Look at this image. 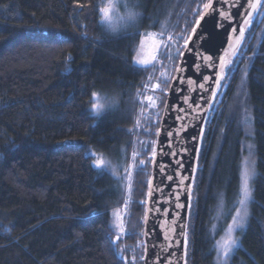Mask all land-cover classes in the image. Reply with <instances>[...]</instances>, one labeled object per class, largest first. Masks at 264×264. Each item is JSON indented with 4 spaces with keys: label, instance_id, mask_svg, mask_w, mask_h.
<instances>
[{
    "label": "trees",
    "instance_id": "1",
    "mask_svg": "<svg viewBox=\"0 0 264 264\" xmlns=\"http://www.w3.org/2000/svg\"><path fill=\"white\" fill-rule=\"evenodd\" d=\"M124 2L140 15L111 32L98 23L100 0H0V264H142L150 162L166 92L208 0ZM119 9L126 12L123 2ZM145 32L162 37L160 62L137 66L134 57L153 51L141 45ZM168 33L172 45L165 44ZM148 75L150 85H160L158 109L139 117L135 132ZM93 92L114 101L100 117L89 111ZM133 140L137 156L129 167ZM247 149L252 200L229 264H264V0L204 128L185 264H217L220 206L236 197ZM99 152L111 165L100 174L92 167ZM124 203L120 236L115 213Z\"/></svg>",
    "mask_w": 264,
    "mask_h": 264
},
{
    "label": "water",
    "instance_id": "2",
    "mask_svg": "<svg viewBox=\"0 0 264 264\" xmlns=\"http://www.w3.org/2000/svg\"><path fill=\"white\" fill-rule=\"evenodd\" d=\"M250 2L213 0L214 8L203 9L206 15H200L198 26L195 23L196 33H190L194 37L193 41L189 42L188 48L182 49L184 55H180L169 83L159 120L160 131L155 136L156 156L154 159L151 156L149 180H152V185L150 188L148 183L145 203L147 221L144 219L145 213L143 217L142 264H185L189 208L188 194L184 187L190 185L192 195L203 138L201 129L204 130L215 98L221 90V84L217 87L215 83V74L219 68L214 70L209 67L210 61L205 57L212 56L217 66L220 56L232 61L236 59L238 55H232V46L240 36L238 26L243 24L247 13L252 11L249 8ZM261 5L251 17L252 23ZM221 11L226 16L222 17ZM233 28L237 30L233 32ZM243 42L244 37L237 46V53ZM177 68L180 70L177 71ZM205 77L210 79L205 81ZM206 89H217L214 99L212 92ZM178 204L185 207H177Z\"/></svg>",
    "mask_w": 264,
    "mask_h": 264
},
{
    "label": "snow or ice",
    "instance_id": "3",
    "mask_svg": "<svg viewBox=\"0 0 264 264\" xmlns=\"http://www.w3.org/2000/svg\"><path fill=\"white\" fill-rule=\"evenodd\" d=\"M123 2V6L126 9V13L124 15H120L117 12V8L119 7V4ZM262 0H251L249 3V8L252 9V11H249L244 18V22L242 25H239V33L240 36L236 38L235 40V45L232 46V55L235 57L238 55L237 53V46L241 44V38L245 36L246 29L250 26L252 23L251 17L253 16L255 10L261 5ZM203 8L205 10L214 8L213 0H208V3H205L203 5ZM97 14H98V23L101 26H106L107 29L111 32H116L119 27L121 26H127L135 22L137 16L140 15V13H136L132 11L129 7L127 2H124V0H100L99 5L95 8ZM206 12L201 13V17L205 16ZM220 15L222 17L226 16V13L221 11ZM200 24V19L196 20V25L198 26ZM196 27H193L192 32L196 33ZM237 29L233 28V32H235ZM139 33H133V35H136ZM171 39V37H169ZM194 37L193 35H189L188 38L184 41V47L188 48L189 42L193 41ZM144 43V38L141 36V45ZM179 55L183 56L184 53L180 52L178 53ZM155 59V57H153ZM208 61H210L209 67H212L214 70L218 67L219 70L216 71L215 74V83L217 87L222 83L226 71L230 68L232 65L233 61L226 59L224 56L219 57V65L217 66L215 60L213 59L212 56L205 57ZM68 60H71V57H68ZM133 63L136 64L137 66H148L149 65V60L148 59H140L139 56L133 58ZM180 69L177 68V71ZM66 73L71 72L70 67H66L65 69ZM163 75V74H162ZM173 79H177V77H173ZM210 77H205V81L209 80ZM153 89H156L159 87V85L154 84L152 85ZM203 88L204 86L201 85ZM210 90L212 92V97L213 99L215 98L217 94V89H206ZM146 100L152 101V97H145ZM89 103L91 104V107L89 111L92 113L94 117H100L107 108L111 107L114 104V101L110 100L106 96H101L97 92H93L91 96L89 97ZM199 107V106H198ZM199 118V117H198ZM159 129H157V133H159ZM203 128L201 129V133L203 134ZM169 135H172V133H169ZM249 148H251V145H249ZM88 155H95V153H88ZM136 153H133V156H135ZM156 156V151L155 148H153V153L152 157L153 159ZM140 165H144V161L141 160ZM92 167L98 171V174H100L103 169L107 168L108 165L106 161L103 159L97 158L93 161ZM195 171V170H193ZM112 175H116L115 169L113 168ZM129 177H131V172H128ZM255 175L254 171H250L248 167V161L247 158H245L242 161V167L240 171V176H239V184H238V190L236 192V197L232 203V208H234V214H232V219L231 223L228 224L227 226V232L228 235L226 238L217 240L215 244L213 245L216 253H217V264H229L230 257L233 253V250L238 247V238L234 237L232 233L235 230L242 229L245 226L246 219L249 215L248 212V203L252 198V187H251V180L253 176ZM171 180L172 177H169ZM184 179H188L185 177ZM149 186L151 188L152 185V180L148 181ZM181 184H183V180L181 181ZM185 193L188 194V201H187V207L191 209L192 204H191V186H185L184 187ZM151 195V192L149 193ZM127 204V201L125 202ZM90 207V205H89ZM177 207H185V205L178 204ZM117 221H118V227H119V232L121 235H125V229L123 226V220L120 217V213L117 211L115 213ZM145 221H147V212L145 213L144 217ZM146 235V233H145ZM119 236H117L116 240H119ZM115 243V241H113ZM187 244L186 241V236H185V246ZM143 259V257H141Z\"/></svg>",
    "mask_w": 264,
    "mask_h": 264
},
{
    "label": "rangeland",
    "instance_id": "4",
    "mask_svg": "<svg viewBox=\"0 0 264 264\" xmlns=\"http://www.w3.org/2000/svg\"><path fill=\"white\" fill-rule=\"evenodd\" d=\"M122 3V2H121ZM121 3L119 4V7H120V5H121ZM119 7L117 8V12L120 14V15H124L126 12L125 11H121L120 12V9H119ZM261 15L262 14H260L259 15V17H261ZM133 24V23H132ZM131 25V24H130ZM172 34H170V33H168L167 35H165L164 37H165V44H170V45H172L173 44V39H172ZM166 37H168V38H166ZM169 37H171V39H169ZM161 36L160 35H157V34H155V33H153V32H145L144 33V45L145 46H147V48H148V46H149V48L151 49L150 50V52L152 51V53L150 54H147V56L146 57H141L142 59H148L149 60V65H153V64H158L159 62H160V57L158 58V56L156 55V48H157V45H158V43L160 42V40H161ZM151 40L153 41L152 43H151ZM168 40H169V42H168ZM154 45V46H153ZM154 47V48H153ZM153 48V49H152ZM146 53V52H145ZM172 54V53H171ZM145 55V54H144ZM153 57H155V58H157V60H155V59H153ZM155 60V61H154ZM150 80H151V77H149V79H148V82H150ZM154 84H157V85H159V83L158 82H156V81H153L152 83H151V87H152V85H154ZM149 91H151L150 93H148L145 97H152V101L150 102V101H148V100H146L145 99V97H142L141 98V100L139 101V108H137V105H136V112H135V116H136V119H135V128H134V131L136 132L138 129H139V121H138V118L139 117H141L143 114H145V113H147V112H149V111H156L157 109H158V100H157V96H156V93L158 92V91H160V85H159V87L158 88H156V89H151V90H149ZM134 142H133V144H132V149H131V153H130V159H129V162H128V166L130 167V165H131V163H132V160H133V158L135 157V156H137V153L134 151V143H135V140H133ZM136 153V155L135 156H133V153ZM92 153H96V152H93L92 151ZM97 154V153H96ZM98 154H100V156H98L97 158H100V159H103L104 157L102 156L101 157V155H103V153L101 154L100 152L98 153ZM247 158V161H248V167H249V170L250 171H253V167H252V161H251V159H250V152H249V150L247 149L246 151H245V153H244V156H243V159L244 158ZM108 157H106L105 159H103L104 161H106V163H108V167L106 168L107 170L109 169L110 170V158H108ZM241 167H242V162H241ZM128 169V168H127ZM252 180H253V178H252ZM252 180H251V187H253V184H252ZM126 181H127V184H126V194H127V189H128V176H127V178H126ZM235 199H237V197H235L232 201H230L228 204H227V206L226 205H224L223 203H222V205L220 206V212L222 213V217H220V215H219V219L221 220L222 219V222H223V225H221L222 226V228H221V232L218 234V236L216 237V239L214 240V244H215V242L217 241V240H221V239H224V238H226L227 237V235H228V232H227V226H228V224H230L231 223V219H232V214H234V208H232V203H233V201L235 200ZM251 200H252V198H251ZM250 200V201H251ZM250 201H249V203H248V212H249V204H250ZM121 210L123 211L122 212V214L120 215V217H121V219L123 220V217H124V210H125V203H124V205H123V207L121 208ZM248 217H249V215H248ZM248 217H247V219H246V222H245V226L242 228V229H239V230H235L233 233H232V235L234 236V237H237L238 238V241H239V243H238V247H236L234 250H233V252L234 251H236L237 250V248H240L241 247V237H242V235H243V233H244V231H245V227H246V225H247V222H248ZM123 226H124V224H123ZM120 236H121V234H120ZM116 238H117V236H115L114 238H113V241H117L116 240ZM216 259H217V253H216Z\"/></svg>",
    "mask_w": 264,
    "mask_h": 264
},
{
    "label": "built area",
    "instance_id": "5",
    "mask_svg": "<svg viewBox=\"0 0 264 264\" xmlns=\"http://www.w3.org/2000/svg\"><path fill=\"white\" fill-rule=\"evenodd\" d=\"M155 53H156V55H157L158 58H159V51H156ZM155 60H157V58H155ZM155 60H154V61H155ZM149 77H150L149 75L146 77V80L144 81V83H143V85H142V88H141V90H140V92H139V95H138V98H137V101H138V102L141 100L142 97H145V94H144V93H146L148 90L153 89V87H151V85H150L149 82H148ZM139 99H140V100H139Z\"/></svg>",
    "mask_w": 264,
    "mask_h": 264
}]
</instances>
